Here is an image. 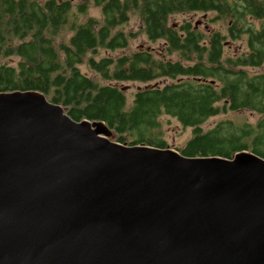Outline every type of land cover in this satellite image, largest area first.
<instances>
[{
	"label": "water",
	"instance_id": "95a60500",
	"mask_svg": "<svg viewBox=\"0 0 264 264\" xmlns=\"http://www.w3.org/2000/svg\"><path fill=\"white\" fill-rule=\"evenodd\" d=\"M114 137L0 92V264H264V157Z\"/></svg>",
	"mask_w": 264,
	"mask_h": 264
},
{
	"label": "trees",
	"instance_id": "16d2710c",
	"mask_svg": "<svg viewBox=\"0 0 264 264\" xmlns=\"http://www.w3.org/2000/svg\"><path fill=\"white\" fill-rule=\"evenodd\" d=\"M79 1L0 0V92L40 91L76 121H103L122 144L170 147L160 120L167 115L192 129L175 147L185 156L232 158L246 150L264 157V72H249L264 64V26L248 19H264V0ZM91 2L101 8V18L83 19ZM136 11L147 39L163 41L161 50L113 55L129 48L134 34L122 26ZM185 11L228 18L226 33L203 32L190 22L169 24L171 15ZM65 28L68 41L56 45ZM229 40L243 41L245 48L229 55ZM84 63L111 82L97 83L81 70ZM124 81L146 84L130 105L118 85ZM241 109L262 118L203 127L212 116Z\"/></svg>",
	"mask_w": 264,
	"mask_h": 264
},
{
	"label": "rangeland",
	"instance_id": "374dc122",
	"mask_svg": "<svg viewBox=\"0 0 264 264\" xmlns=\"http://www.w3.org/2000/svg\"><path fill=\"white\" fill-rule=\"evenodd\" d=\"M79 2H80L79 0H74L75 5ZM100 9L101 8L99 6H96L94 3L91 2L88 7V13L83 15V19L88 18V16L101 18ZM212 19H215V21H213ZM248 19L250 23L248 21L247 22L251 25L256 26L257 28L264 26V19L257 20L252 17H249ZM184 22L192 23L196 27H199L203 32H209L213 29H221L224 33H226L227 25L229 23L228 18L216 19V13L211 11L206 13L200 11L198 12L185 11L180 13L178 12L171 15L169 18L170 25L172 24L180 25ZM122 29H124L126 32H132L134 34V38L131 40L130 46L127 50H118L114 52L113 55L128 53L142 47L152 48L154 50L160 49L163 44V41L160 40L157 42H151L147 39L145 33L142 31L141 17L139 16V13L137 11L132 12L129 22L123 25ZM70 35L71 33L68 30V28L63 29L62 32L56 36V45H59L61 42L68 41ZM244 48H245V44L243 41L233 42L229 40L227 42L226 52L229 55H235L237 53H240ZM167 58L175 60L176 56L174 55ZM81 70L84 73H86L88 76L93 78L99 84H107L111 82L109 80L103 79L98 74H96V72L91 70L88 67V65H86V63L81 65ZM249 72L250 73L264 72V64L258 68H250ZM118 85L124 86L125 92L127 94L128 105H130L134 93L138 89L143 88L146 84L139 81H124L118 83ZM261 118L262 115L250 109H241L237 111L229 110L226 113H220L219 115L210 117L203 124V127L205 129H208L213 125H215L217 122L225 119H230L237 123H243V122L256 123ZM160 120L162 126V136L170 145V147L175 148L177 146H182L186 142V140L191 136L192 129L190 127L182 126L175 118H172L167 115H162L160 117ZM113 139L115 140V138Z\"/></svg>",
	"mask_w": 264,
	"mask_h": 264
}]
</instances>
